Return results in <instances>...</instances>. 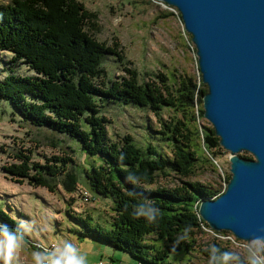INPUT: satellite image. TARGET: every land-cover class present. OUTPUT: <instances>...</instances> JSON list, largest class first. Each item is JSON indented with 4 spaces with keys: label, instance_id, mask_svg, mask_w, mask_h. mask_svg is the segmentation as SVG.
Segmentation results:
<instances>
[{
    "label": "trees",
    "instance_id": "16d2710c",
    "mask_svg": "<svg viewBox=\"0 0 264 264\" xmlns=\"http://www.w3.org/2000/svg\"><path fill=\"white\" fill-rule=\"evenodd\" d=\"M10 2L0 5V51L10 52L12 62L24 63L33 74H20L9 68L0 78V98L8 100L24 120L75 138L82 151L96 157L97 161L83 171L84 177L95 195L112 202L107 225L87 213L81 216L66 209L80 226L75 229L78 237L95 238L129 253L142 264H176L179 252L185 255L193 249L190 242H195L192 238L204 223L198 213L200 200L215 198L222 191L189 180L173 187H152L155 173L175 172L189 177L194 172L198 157L192 150L193 132L178 116L163 122L158 130L161 139L168 140L172 147L173 157L167 158L150 143L137 146L128 134L110 139L106 126L110 121L100 108L108 100L146 108L155 114L169 106L183 113L185 121L194 120L192 108L202 103L207 90L201 77L193 82L184 76L175 87L166 84L163 75L159 82H139L138 73L122 65L120 42L114 39L108 44L93 36L99 27L97 15L80 0ZM112 55L126 76H108L102 64ZM198 111L203 114L202 109ZM204 130L203 141L210 147L218 145L213 128ZM30 153L28 149L17 151L14 157L19 163L2 169L49 191H53L57 175L64 172L67 178H75V172L67 168L70 158L50 157L39 164L31 162ZM62 183L72 191L77 181ZM0 230L2 234H23L20 222L1 206ZM23 238L27 239L25 235ZM26 243L36 255L47 253L40 247L44 246L42 242ZM214 245L213 255L228 257L235 264H248L233 257L227 248ZM207 251L201 250L204 254Z\"/></svg>",
    "mask_w": 264,
    "mask_h": 264
},
{
    "label": "rangeland",
    "instance_id": "374dc122",
    "mask_svg": "<svg viewBox=\"0 0 264 264\" xmlns=\"http://www.w3.org/2000/svg\"><path fill=\"white\" fill-rule=\"evenodd\" d=\"M10 1L0 0V5H10ZM80 1L97 15L99 27L92 32L93 36L108 44L117 39L124 54L122 65L134 69L138 73L139 82L149 79L159 82L161 75L166 78L165 83L172 87L177 86L184 76H188L193 82L200 80L195 45L175 7L161 0ZM102 65L110 78L121 74L126 76L122 65L113 55L108 56ZM9 68L16 73L33 74L24 63L12 62L10 52L2 50L0 78ZM101 105V113L110 121L106 125L110 139L117 140L128 134L137 146L145 147L150 143L155 146L157 152L166 155L167 158L173 157L170 152L172 147L170 142L161 139V134L158 133L162 128L161 124L178 116L193 132L192 150L198 157L193 174L183 177L175 172H169L168 175L155 173L152 187H173L181 185L182 180H189L212 186L222 192L225 190L231 174L230 151L219 143V138L218 145L214 147L203 141L204 127L212 125L198 111L203 110L202 103H197L192 108L194 120L187 121L183 119V113L169 106L155 114L151 110L129 103L108 100ZM27 149L31 150V162L39 164H43L45 158L50 157L70 158L71 162L69 161L67 168L75 172L74 179L77 181L75 189L72 191L65 189L62 181L72 183L74 179L70 178L71 176L67 178L64 172L57 175L56 181H53L55 187L53 191H49L46 187L28 183L27 179L12 177L2 169V166L19 163L14 154L17 151L26 152ZM237 154L253 158L247 151ZM95 161L96 157L82 151L75 138L45 126L31 124L22 118L8 100L0 98V206L20 222L23 230V234L18 233L19 236L12 231L2 234L3 230H0V264L5 260H8L9 264H53L55 257H60L63 244H70V241L76 240L74 244H78V249L75 251L79 257L84 258L85 264H93L94 258L97 263L100 254L103 261L108 264L110 255L117 251L103 244L105 250H101L100 254L96 255L94 252L93 254L90 249L96 242L90 238L78 241L81 238L75 229H80V226L66 212V209H70L72 213L81 216L87 213L95 221L103 225L108 224L112 216L111 200L95 195L84 177L85 168ZM200 228L192 238L195 242H190L193 249L186 253V256L179 252L176 257L180 260L176 261V264H235L228 257L213 255L211 250L212 246L216 247L214 244L227 248L233 257L240 258L245 263L264 264L262 241L238 239L230 231L214 230L206 222L201 223ZM24 235L26 240L23 238ZM30 240L42 242L46 249L51 243L55 247L47 251V255L43 252L36 255L26 243ZM40 247L44 249L41 245ZM57 247L58 252L55 251ZM201 250L208 251L204 254ZM116 254L118 258L115 262L119 264H142L120 249ZM171 259L170 256L168 261ZM45 260H51V263Z\"/></svg>",
    "mask_w": 264,
    "mask_h": 264
},
{
    "label": "water",
    "instance_id": "95a60500",
    "mask_svg": "<svg viewBox=\"0 0 264 264\" xmlns=\"http://www.w3.org/2000/svg\"><path fill=\"white\" fill-rule=\"evenodd\" d=\"M195 45L203 116L230 151L225 190L198 205L214 230L264 243V0H161ZM254 157L244 158L238 152Z\"/></svg>",
    "mask_w": 264,
    "mask_h": 264
},
{
    "label": "crops",
    "instance_id": "0c3cea01",
    "mask_svg": "<svg viewBox=\"0 0 264 264\" xmlns=\"http://www.w3.org/2000/svg\"><path fill=\"white\" fill-rule=\"evenodd\" d=\"M87 238H90V239H92L93 241H95L96 242V244H93V245H95V246H91V251H92V253L94 252L96 255L97 254H100L99 252L102 250V251H104L105 250V248L103 247V244H106V243H103V242H101V241H99V240H97V239H95V238H92V237H89V236H85L84 238H81L80 240H78V241H82L83 239H87ZM71 243L69 244L68 243V245H71L72 246V248H74V249H78V244H74L75 242H77V240L75 241V242H72V241H70ZM100 244H102L101 246H100ZM64 246H63V249H62V253L63 252H65L66 251V249H65V245L66 244H63ZM106 245H108V244H106ZM108 246H110V245H108ZM111 247V246H110ZM113 248V247H112ZM113 249H115V248H113ZM114 251H117L118 252V249H115ZM120 251H122V250H120ZM117 252H114V253H112L111 255H110V257L108 258L109 259V261L107 262L108 264H119V263H117V262H115L116 261V259L118 258L117 257ZM93 253V254H94ZM120 253V252H119ZM68 255H71V253L69 252L68 253ZM75 255L76 256H78V254H77V252L75 251ZM58 257H55V259H57ZM98 258V260H97V263H96V260H95V258L93 259V264H106L104 261H103V257H102V254H100V258L99 257H97ZM135 259V258H134ZM94 260H95V262H94ZM46 261V260H45ZM44 261V262H45ZM136 261H138V260H136ZM46 262H48V263H51V260H47Z\"/></svg>",
    "mask_w": 264,
    "mask_h": 264
},
{
    "label": "clouds",
    "instance_id": "9594fccd",
    "mask_svg": "<svg viewBox=\"0 0 264 264\" xmlns=\"http://www.w3.org/2000/svg\"><path fill=\"white\" fill-rule=\"evenodd\" d=\"M11 239V238H10ZM66 251L61 253L60 257L53 261V264H85L84 258L75 255V249L71 245H65ZM71 255H68V253ZM3 264H9L8 260L3 261Z\"/></svg>",
    "mask_w": 264,
    "mask_h": 264
},
{
    "label": "built area",
    "instance_id": "2783aa9c",
    "mask_svg": "<svg viewBox=\"0 0 264 264\" xmlns=\"http://www.w3.org/2000/svg\"><path fill=\"white\" fill-rule=\"evenodd\" d=\"M48 247H49V248L46 249V248H44V246H42V248H44L43 250H45V251H46V250H47V251L52 250L51 248H52V247H55V246H53V244L51 243L50 246H48ZM57 250H58V247L55 249V251H57ZM57 252H58V251H57Z\"/></svg>",
    "mask_w": 264,
    "mask_h": 264
},
{
    "label": "bare ground",
    "instance_id": "6f19581e",
    "mask_svg": "<svg viewBox=\"0 0 264 264\" xmlns=\"http://www.w3.org/2000/svg\"><path fill=\"white\" fill-rule=\"evenodd\" d=\"M206 86V85H205ZM207 89V88H206ZM245 151V150H244ZM248 152V151H247ZM250 153V152H249ZM251 154V153H250ZM252 155V154H251ZM253 156V155H252ZM254 157V156H253ZM244 158H246V157H244ZM231 173V172H230ZM231 175V174H230Z\"/></svg>",
    "mask_w": 264,
    "mask_h": 264
}]
</instances>
